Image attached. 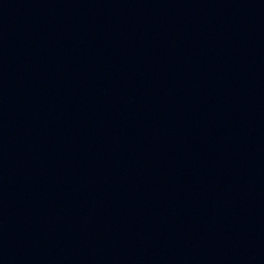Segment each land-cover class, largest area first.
Returning <instances> with one entry per match:
<instances>
[{
	"label": "water",
	"instance_id": "obj_1",
	"mask_svg": "<svg viewBox=\"0 0 264 264\" xmlns=\"http://www.w3.org/2000/svg\"><path fill=\"white\" fill-rule=\"evenodd\" d=\"M194 0H0V191Z\"/></svg>",
	"mask_w": 264,
	"mask_h": 264
}]
</instances>
